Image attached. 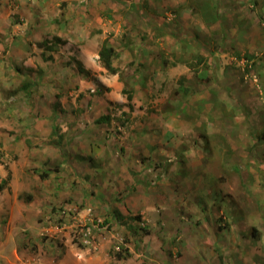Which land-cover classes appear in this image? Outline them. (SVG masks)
Masks as SVG:
<instances>
[{
	"label": "rangeland",
	"instance_id": "1",
	"mask_svg": "<svg viewBox=\"0 0 264 264\" xmlns=\"http://www.w3.org/2000/svg\"><path fill=\"white\" fill-rule=\"evenodd\" d=\"M75 1L113 6L104 23L116 75L98 53L83 64L61 44L46 51L55 36L37 39L24 19L22 53H5L0 34V209L24 219L20 228L0 215V264H264V0L228 10L222 0ZM208 5L213 18L232 17L229 31L195 41L185 24ZM251 5L257 15L239 19ZM158 26L171 44L155 47ZM102 115L108 124L95 123ZM133 160L145 171L130 170ZM62 208L91 209L110 233L96 250L48 234Z\"/></svg>",
	"mask_w": 264,
	"mask_h": 264
},
{
	"label": "crops",
	"instance_id": "2",
	"mask_svg": "<svg viewBox=\"0 0 264 264\" xmlns=\"http://www.w3.org/2000/svg\"><path fill=\"white\" fill-rule=\"evenodd\" d=\"M74 2H68L66 5L65 9L62 10L61 14L59 15V7L60 3L62 0H0V34L5 38L4 41L8 42L5 45L6 51L5 53H22L23 50L26 48L20 46L17 43V39L21 37L22 30L23 28L20 27L23 25V23L17 24V21L20 19H24L30 27L33 29L34 26L35 29L32 31L37 32L36 35H38L37 39L41 38L43 35H47L48 38L49 36H55L51 43L49 42L48 44L50 46H59L60 44L63 45L65 48H69L72 53H78L80 56L78 57L80 61L83 64H86V54L88 53H98L100 46V43H103L106 39L105 32L107 28L109 27L107 24L104 23L105 19L109 20V24L112 23L111 17L109 16L110 13H108L110 10H112L113 6H108L107 9H102L96 8V1H94L91 4V7H86V6H80L79 8L76 5V1L73 0ZM249 0H222V2L228 6H225L223 9L228 10L231 7H234L238 3H249ZM253 5H256V1H252ZM88 8V9H87ZM242 8V7H241ZM99 11H98V10ZM214 7L211 8V6H207L205 12L201 13V18H193L191 21V24H185V26H188L190 31H191V36L193 38H188V39H193L197 40L199 39L198 32L205 33L206 31L209 32L208 34L211 35L212 32H216L219 29H216V26L223 25V29L220 30L219 36L226 38L227 36V30L226 27L227 25H230V21L232 20V17H229L230 15L228 14L225 19L220 18L219 16H215L213 18L212 13L214 11ZM89 10V11H87ZM106 12H105V11ZM109 10V11H107ZM66 13L64 14V12ZM91 11H94V14L91 13ZM254 15H257V12L253 10V6H249L248 8H243V10H240L237 12L239 15V19H245V20H252L250 17ZM199 14V13H198ZM260 14L262 12H258V20L259 22L262 21V18H260ZM194 14V16H196ZM205 18L206 16H208ZM212 16V17H211ZM257 17V16H256ZM93 20V21H91ZM213 21V22H212ZM93 22V23H92ZM229 22V24H228ZM19 23V22H18ZM212 23V24H211ZM182 25V23H180ZM247 27V23H243ZM26 25V23H25ZM38 26L43 27V31L38 29ZM153 26V25H152ZM202 26V28H200ZM159 27V34H154L155 38V47H161L162 42H169L170 44L172 43L169 40V35L171 33L167 32L164 28L162 29L161 26ZM161 28V29H160ZM200 28V29H199ZM151 30V29H150ZM145 31L144 34H150L151 32ZM193 30V31H192ZM195 30V31H194ZM239 32H242L240 29H237ZM119 31V26L117 27L116 32ZM223 32V33H222ZM211 33V34H210ZM213 33V34H214ZM243 33L250 34L252 38L256 36L259 41H262V36L259 35L256 31H250V30H244ZM11 34V35H10ZM224 34V35H223ZM246 34V35H247ZM2 36L0 35V38L2 39ZM10 36L13 38L11 39ZM220 37V38H221ZM150 39V38H149ZM12 40V41H11ZM15 40V41H13ZM146 41V36L141 39L143 42ZM247 41V39H244V41ZM255 40V38H254ZM108 43L111 46V41L110 39L107 40ZM152 41V40H151ZM262 43V42H261ZM54 44V45H53ZM34 46V44H33ZM144 44L142 45L143 48ZM18 47V48H16ZM113 47V46H112ZM4 48V50H5ZM35 48V46H34ZM0 50H2L0 48ZM41 52V51H40ZM116 53V51H115ZM148 53V51L146 52ZM144 54V53H142ZM86 61V62H85ZM88 63V62H87ZM20 64H23L24 66H32L31 63L22 61ZM85 66V65H84ZM86 67V66H85ZM85 69V68H84ZM60 126L57 125V129L60 132L61 136H64L62 128L61 130ZM78 127L74 126L71 127L70 129H77ZM49 130L51 133V125L49 126ZM149 149H154V147H149ZM160 150V149H159ZM144 152V151H141ZM148 153V152H147ZM161 154V153H160ZM149 155V154H147ZM147 166L143 163H139L137 165L135 161L133 160L132 163H130L129 169L134 171L135 173L139 170L145 171V168ZM114 168V167H113ZM103 179H107V177H112L115 173V168L113 169V173L106 171L105 168H103ZM112 171V170H111ZM96 175H99V171L95 172ZM128 174V172H127ZM130 182L132 181L130 175ZM128 197V203H130V195H127L126 198ZM125 198V199H126ZM135 206L134 204H132ZM117 208V207H116ZM119 211V209L117 208ZM136 210V209H135ZM20 209H0V215L1 214H8L9 215V222H18V226L21 228V224L24 222V219H21L19 217V212ZM121 212V211H120ZM114 213L117 215V211L114 209ZM36 215V213H35ZM36 216H31V221L35 218ZM21 220H20V219ZM29 225V223H28ZM25 227V226H24ZM15 255L18 257L17 253Z\"/></svg>",
	"mask_w": 264,
	"mask_h": 264
},
{
	"label": "built area",
	"instance_id": "3",
	"mask_svg": "<svg viewBox=\"0 0 264 264\" xmlns=\"http://www.w3.org/2000/svg\"><path fill=\"white\" fill-rule=\"evenodd\" d=\"M91 92L94 91L91 90ZM47 220L50 223L46 230L48 234L58 235L68 231L77 244L93 250L97 249L100 238H105L110 233V225L100 217L93 215L91 209H86L82 215L75 210L62 208Z\"/></svg>",
	"mask_w": 264,
	"mask_h": 264
},
{
	"label": "trees",
	"instance_id": "4",
	"mask_svg": "<svg viewBox=\"0 0 264 264\" xmlns=\"http://www.w3.org/2000/svg\"><path fill=\"white\" fill-rule=\"evenodd\" d=\"M54 45V44H53ZM44 48L46 49V51H54L56 50L57 46H47L46 43H44ZM115 50L113 49L112 46L109 45L108 41L105 40L103 43H102V46L98 52V57H99V60H100V63H101V66L110 74L112 75H116L118 73V69L113 65V59L116 58L115 57ZM197 62H200V59L199 61ZM77 70L79 73L81 74H85L87 75L88 72L84 69L83 65L78 63V66H77ZM30 84L28 83H25L22 88L24 90H28L29 89ZM123 94L126 95V99L127 101H131L132 100V97H131V91L130 90H127L126 88H124L122 90ZM109 116L107 115H102L100 116L98 119L95 120V123L96 124H108L109 123ZM55 127L53 128L52 127V134H56L57 132V125L54 123ZM262 137L264 138V134L262 135ZM122 252L126 253L127 250L126 249H123ZM129 255L128 253H126V255L124 256H127ZM123 257V255H121V253H117L116 255V258L118 259H121Z\"/></svg>",
	"mask_w": 264,
	"mask_h": 264
},
{
	"label": "clouds",
	"instance_id": "5",
	"mask_svg": "<svg viewBox=\"0 0 264 264\" xmlns=\"http://www.w3.org/2000/svg\"><path fill=\"white\" fill-rule=\"evenodd\" d=\"M76 243V242H75ZM77 244V243H76ZM82 246V245H81Z\"/></svg>",
	"mask_w": 264,
	"mask_h": 264
}]
</instances>
